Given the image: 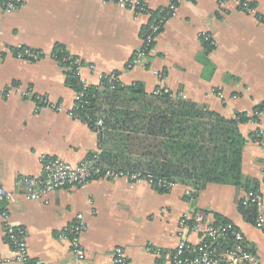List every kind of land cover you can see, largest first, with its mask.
Returning a JSON list of instances; mask_svg holds the SVG:
<instances>
[{
  "label": "crops",
  "instance_id": "obj_1",
  "mask_svg": "<svg viewBox=\"0 0 264 264\" xmlns=\"http://www.w3.org/2000/svg\"><path fill=\"white\" fill-rule=\"evenodd\" d=\"M239 1L254 6L256 14L241 11L234 0L223 6L220 0L184 2L157 37L148 62L131 69L149 21L145 14L109 0H22L10 13L0 6V88L19 86L10 97H0V189L16 194L4 206L11 223L28 230L34 261L113 264L112 255L121 248L129 264H157L159 258L149 248L173 250L180 220L201 211L211 222L220 215L238 226L264 264V231L243 218L239 202L246 192L230 185L209 184L195 195L181 184L161 192L145 182L100 178L84 190L52 192L45 201H27L16 188L20 177L44 176V159L76 165L99 145L104 148L102 135L69 115L76 94L66 82L68 68L52 58L57 47L95 66L82 71L88 86H96L100 76L116 73L124 86L141 84L148 95L167 88L225 119L238 113L254 117L264 103V0ZM146 2L150 10L167 3ZM19 46L45 57L38 62L18 60L14 51ZM26 91L31 98L22 95ZM35 96L59 104L62 111L43 108L36 113ZM258 130H264V112L240 126L246 140L241 170L264 193V146L252 139ZM191 190L193 195L188 196ZM79 214L88 227L82 236L86 250L82 262L62 237ZM0 256H11L1 217Z\"/></svg>",
  "mask_w": 264,
  "mask_h": 264
},
{
  "label": "built area",
  "instance_id": "obj_2",
  "mask_svg": "<svg viewBox=\"0 0 264 264\" xmlns=\"http://www.w3.org/2000/svg\"><path fill=\"white\" fill-rule=\"evenodd\" d=\"M124 8H127L135 14H145L149 21L144 26L142 32V45L133 54L129 68L138 65H144L151 56L154 44L162 32L165 24L177 16L179 6L188 0H166V5L155 10H150L146 0H109ZM231 0H220V5L230 2ZM238 3L239 9L246 14H256V9L246 1L234 0ZM22 0H0L1 8L7 12H14L21 5ZM205 41L210 42V37L205 36ZM7 51V49H4ZM3 51L0 49V58ZM14 56L18 60L38 62L45 57L41 51L19 46L14 51ZM52 58L60 64L59 55L53 52ZM69 70L75 71L80 84L84 88L88 86L81 77L84 68L95 70L94 65L84 64L79 58L71 56ZM109 78L110 89L116 86H124L120 81L118 74H108L100 76V87L102 80ZM19 86L12 87L8 90L0 88V97H10L15 89ZM75 107L70 116L76 120L87 124L93 131L102 135L105 131L103 114L98 115L96 119L90 116L79 117L76 111L88 104L84 92L75 93ZM25 98H31L30 91L23 92ZM156 97L168 95L171 99H183L182 94L173 93L167 88H158L153 93ZM38 104L36 113L43 108H50L57 112L62 111L59 104L51 103L43 97H36ZM264 112V110H263ZM262 112V113H263ZM262 113L255 112V116ZM252 139L255 143L264 146V130H258L253 133ZM102 146L99 145L97 152L91 157L83 160L79 164L73 165L64 162L61 159H44L43 169L44 176L37 177H20L16 182L18 195H21L27 201H45L47 196L55 191L62 189H86L91 182L96 179L105 178L109 180L128 179L131 182H145L150 186L158 189L170 191L178 183L165 179L155 178L151 174H142L141 172H124L116 169H104L101 166ZM194 191H189L188 196H192ZM15 193L0 189V217L3 222V228L7 242L11 248V256H0V264H40L34 261L30 256L28 249L29 232L22 226H15L10 221V214L4 206L10 202ZM244 207L255 206L258 211L255 226L258 229H264V193L261 189L245 193L241 199ZM88 227L82 214H79L75 222L64 229L62 237L69 240L72 253L78 262L86 259V250L82 245V236ZM178 244L173 250L162 251L149 248L158 258L157 264H261L257 254L253 253L255 248L249 244L242 230L233 223L224 225H215L209 220V217L202 212H194L191 216L185 215L179 222ZM113 264H129L125 251L117 248L112 255Z\"/></svg>",
  "mask_w": 264,
  "mask_h": 264
},
{
  "label": "trees",
  "instance_id": "obj_3",
  "mask_svg": "<svg viewBox=\"0 0 264 264\" xmlns=\"http://www.w3.org/2000/svg\"><path fill=\"white\" fill-rule=\"evenodd\" d=\"M54 52L60 65L69 68L71 55L63 47ZM66 82L75 93L86 95L88 104L76 111L79 117L96 119L103 114L100 163L104 169L151 174L191 187L195 195L209 184L230 185L246 193L260 189L258 182L244 177L241 170L246 140L240 126L258 116L238 113L225 119L184 99L148 95L141 84L111 90L109 78L103 79L100 87L84 88L76 72L69 69ZM263 110L264 103L255 112ZM239 211L248 223L256 224L255 206L244 207L240 200ZM215 218V225L232 223L220 215Z\"/></svg>",
  "mask_w": 264,
  "mask_h": 264
},
{
  "label": "rangeland",
  "instance_id": "obj_4",
  "mask_svg": "<svg viewBox=\"0 0 264 264\" xmlns=\"http://www.w3.org/2000/svg\"><path fill=\"white\" fill-rule=\"evenodd\" d=\"M260 261V260H259ZM261 263V262H260Z\"/></svg>",
  "mask_w": 264,
  "mask_h": 264
}]
</instances>
